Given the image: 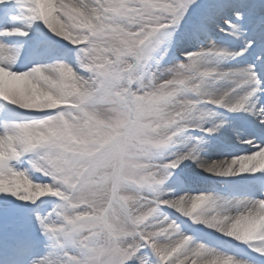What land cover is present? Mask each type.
<instances>
[{
  "label": "snow or ice",
  "instance_id": "1",
  "mask_svg": "<svg viewBox=\"0 0 264 264\" xmlns=\"http://www.w3.org/2000/svg\"><path fill=\"white\" fill-rule=\"evenodd\" d=\"M0 264H264V0H0Z\"/></svg>",
  "mask_w": 264,
  "mask_h": 264
}]
</instances>
